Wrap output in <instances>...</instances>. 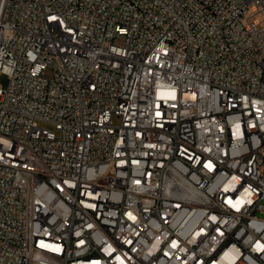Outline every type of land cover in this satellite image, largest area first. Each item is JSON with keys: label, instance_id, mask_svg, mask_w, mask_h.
<instances>
[{"label": "built area", "instance_id": "obj_1", "mask_svg": "<svg viewBox=\"0 0 264 264\" xmlns=\"http://www.w3.org/2000/svg\"><path fill=\"white\" fill-rule=\"evenodd\" d=\"M1 74L0 264H264V0H0Z\"/></svg>", "mask_w": 264, "mask_h": 264}, {"label": "rangeland", "instance_id": "obj_2", "mask_svg": "<svg viewBox=\"0 0 264 264\" xmlns=\"http://www.w3.org/2000/svg\"><path fill=\"white\" fill-rule=\"evenodd\" d=\"M116 43L122 44L123 40H118V41H116ZM0 85L2 87H6L8 85V77L6 75H3V74L0 75ZM263 204H264V202H263ZM260 216L264 218V214H261Z\"/></svg>", "mask_w": 264, "mask_h": 264}]
</instances>
